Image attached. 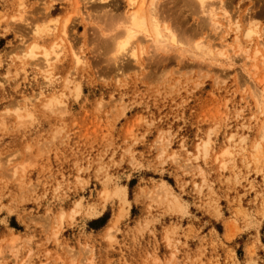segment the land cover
Listing matches in <instances>:
<instances>
[{
    "label": "rangeland",
    "instance_id": "rangeland-1",
    "mask_svg": "<svg viewBox=\"0 0 264 264\" xmlns=\"http://www.w3.org/2000/svg\"><path fill=\"white\" fill-rule=\"evenodd\" d=\"M194 2L155 4L176 44L112 54L127 0H0V264H264V0Z\"/></svg>",
    "mask_w": 264,
    "mask_h": 264
},
{
    "label": "bare ground",
    "instance_id": "bare-ground-1",
    "mask_svg": "<svg viewBox=\"0 0 264 264\" xmlns=\"http://www.w3.org/2000/svg\"><path fill=\"white\" fill-rule=\"evenodd\" d=\"M99 1L105 2L106 0H99ZM157 1L158 0H151L150 3L148 2V4H149V6H148L149 8H148L146 6L144 0L139 2L137 5H136L137 0H127V5H126L127 8H125L123 15L121 16L122 18L118 22H116L117 20L115 21L117 24L119 23L118 26L121 27V30L119 32H117L114 36L111 35V37L109 39H107L108 42L105 43L108 48L110 47L114 51V52H112V54H115V53L118 54V53L124 52L131 45V43L136 38H138L139 36H141L143 39L145 38V39L149 40L151 42L153 48H155L156 50H160V51L164 48L166 49V47L169 44L172 45V44L177 43L175 35L170 30H168L166 28L165 29L161 28L159 25V21L157 19L156 13H155V6H156L155 4ZM194 3H196L202 11L204 10L205 0H195ZM249 13H250V11H249ZM249 13H247L246 15H249ZM204 14H206V19L208 18V21L211 22L209 25L211 26L212 31L215 32L216 37L220 34L219 31L221 29H224V28H222V25L220 23L216 22L217 18H220L221 20H223L224 21L223 23L225 24V26L227 28H232L234 26V29L238 30L239 20H237V19L234 20L230 15H228L227 11L220 5H218V7H217V12H215L214 8L212 7V9L210 8V10H207V13H204ZM80 15H82V14H80ZM248 20H250L249 17L246 19V21L248 22ZM68 22H69V19H68ZM55 23H56V21H52L51 25L49 24L48 26L45 25V27L43 26L41 28L40 27L34 28L32 30V32L35 36H41V37L44 36L45 37V35H47L51 29L53 30L54 28H56L55 26H57V24L55 25ZM63 23L64 24H62L63 26L61 29V33L64 36L65 35V26L67 24L65 21ZM113 24H111V25L113 26ZM106 27H108V24ZM255 35L257 36V33L254 30H252L250 28L244 29L243 36L249 42L254 40L253 36H255ZM99 37H100V35H99ZM216 37H215V39H216ZM215 39H212V40L210 39V41L208 40V42H207L208 44L207 43L203 44L201 42L195 43L192 48L194 49L193 52L197 55L194 54L195 56H193V57L197 58L199 56L198 60H200V59L205 60L206 58L207 59L209 58V60L212 59L211 62L215 61L217 59L216 57H219L222 55V51L224 49L222 43L215 44ZM217 39H219V38H217ZM222 41L223 40H221V42ZM56 46H58V45L52 44L48 49H46V48L39 46L36 43H33L27 49V51L23 54V56L30 58V59H33L37 56L36 52L40 50L41 51V54H40L41 62L44 63L46 66H48V64L50 62L49 61L50 55H52L54 57L56 55V53H55V47ZM224 46H226V45H224ZM253 46L255 47V50L252 54V57L250 59L247 57L248 58L247 60H250V61L255 59L258 54L260 55L259 47L264 51V39L262 38V36L259 35L258 37H256V39L254 40ZM105 49H107V48H105ZM188 50H190V49H188ZM224 50H226V49H224ZM183 51H186V50H183ZM129 55L133 61H136L137 56H136L133 49L130 50ZM261 57L264 58V52H263V54H261ZM83 60H85V58L83 59L81 57L75 56L74 64L79 66L80 64H83ZM252 94H254V93H252ZM255 95H256L255 100L257 101L258 109L263 110L264 109V92H258V93L256 92ZM261 137L264 138V123H263V127L261 128ZM120 192H123V189ZM116 194H119V193H116ZM116 194H115V196H117ZM123 197H124V195H123ZM123 197H122V199H123Z\"/></svg>",
    "mask_w": 264,
    "mask_h": 264
}]
</instances>
